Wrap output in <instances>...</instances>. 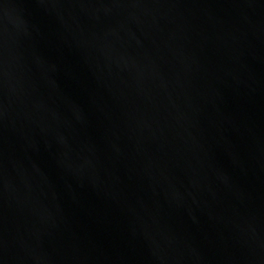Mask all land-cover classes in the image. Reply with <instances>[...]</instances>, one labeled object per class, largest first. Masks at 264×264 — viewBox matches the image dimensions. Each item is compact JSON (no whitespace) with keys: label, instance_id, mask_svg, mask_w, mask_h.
Masks as SVG:
<instances>
[{"label":"water","instance_id":"1","mask_svg":"<svg viewBox=\"0 0 264 264\" xmlns=\"http://www.w3.org/2000/svg\"><path fill=\"white\" fill-rule=\"evenodd\" d=\"M0 264H264V0H0Z\"/></svg>","mask_w":264,"mask_h":264}]
</instances>
